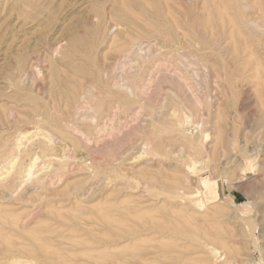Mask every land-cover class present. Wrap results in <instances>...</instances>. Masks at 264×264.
Returning <instances> with one entry per match:
<instances>
[{
    "label": "rangeland",
    "instance_id": "rangeland-1",
    "mask_svg": "<svg viewBox=\"0 0 264 264\" xmlns=\"http://www.w3.org/2000/svg\"><path fill=\"white\" fill-rule=\"evenodd\" d=\"M263 21L0 0V264H264Z\"/></svg>",
    "mask_w": 264,
    "mask_h": 264
},
{
    "label": "bare ground",
    "instance_id": "bare-ground-1",
    "mask_svg": "<svg viewBox=\"0 0 264 264\" xmlns=\"http://www.w3.org/2000/svg\"><path fill=\"white\" fill-rule=\"evenodd\" d=\"M123 6V5H122ZM247 6V5H246ZM120 13V12H119ZM262 15V14H261ZM259 20V19H258ZM264 22V21H263ZM253 23V22H252ZM254 23H255V20H254ZM256 24V23H255ZM258 25V24H257ZM260 27V26H259ZM262 32H264V31H262ZM131 39V38H130ZM131 50V49H130ZM183 57V56H182ZM186 61V60H185ZM128 62V61H127ZM187 62V61H186ZM142 63H144L143 61H142ZM243 67V66H242ZM244 69V68H243ZM123 70V69H122ZM252 70V69H251ZM134 74V73H133ZM136 75H134V77H135ZM133 77V78H134ZM245 77V76H244ZM124 79V78H123ZM128 79V78H127ZM130 80H131V77H130ZM133 81V80H132ZM121 82V81H120ZM123 82V81H122ZM124 83V82H123ZM123 83H122V85H123ZM128 83V82H127ZM129 84V83H128ZM116 85H119V84H116ZM124 86V89H126V87H125V85H123ZM122 86V87H123ZM134 86V85H133ZM135 87H136V85H135ZM114 88H115V86H114ZM137 89V88H136ZM130 92V91H129ZM61 125V124H60ZM67 127V126H66ZM51 137H53V136H51ZM50 138V137H49ZM48 142V141H47ZM52 143V142H51ZM66 156V155H65ZM68 159V158H67ZM217 192H218V189L216 190ZM101 217V216H100ZM103 235L105 236V234L103 233ZM101 236V235H100ZM88 243V242H87ZM89 244V243H88ZM95 244V243H94ZM31 247V246H30ZM21 248V247H20ZM109 248V247H108ZM91 249V248H90ZM24 250V249H23ZM26 251V250H25ZM55 251V250H54ZM79 251V250H78ZM155 253V252H154ZM154 256V255H153ZM12 260V259H11ZM227 263V262H226Z\"/></svg>",
    "mask_w": 264,
    "mask_h": 264
}]
</instances>
